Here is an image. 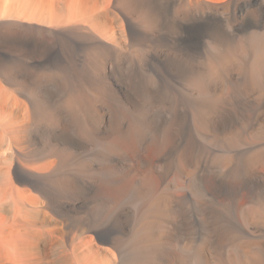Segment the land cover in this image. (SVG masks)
Listing matches in <instances>:
<instances>
[{
  "label": "bare ground",
  "instance_id": "obj_1",
  "mask_svg": "<svg viewBox=\"0 0 264 264\" xmlns=\"http://www.w3.org/2000/svg\"><path fill=\"white\" fill-rule=\"evenodd\" d=\"M0 264H264V0H0Z\"/></svg>",
  "mask_w": 264,
  "mask_h": 264
}]
</instances>
